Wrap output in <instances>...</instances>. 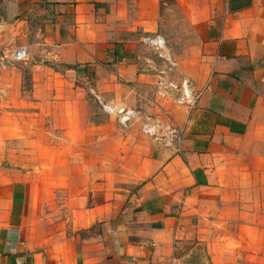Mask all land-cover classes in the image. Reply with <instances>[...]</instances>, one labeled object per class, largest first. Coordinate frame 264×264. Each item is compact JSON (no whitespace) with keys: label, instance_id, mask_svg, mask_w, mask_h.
I'll return each instance as SVG.
<instances>
[{"label":"crops","instance_id":"obj_1","mask_svg":"<svg viewBox=\"0 0 264 264\" xmlns=\"http://www.w3.org/2000/svg\"><path fill=\"white\" fill-rule=\"evenodd\" d=\"M157 33L200 93L191 108L156 95L160 62L142 39ZM53 68L180 124L179 150L143 135L119 187L110 166H53ZM2 143L0 264H264V0H0ZM22 155L44 166L23 169ZM56 214L64 228L49 230ZM195 239L203 258L186 250Z\"/></svg>","mask_w":264,"mask_h":264},{"label":"rangeland","instance_id":"obj_2","mask_svg":"<svg viewBox=\"0 0 264 264\" xmlns=\"http://www.w3.org/2000/svg\"><path fill=\"white\" fill-rule=\"evenodd\" d=\"M162 34L165 35L166 33ZM27 75L29 77L26 78L24 86L30 89L32 88V82L30 75ZM57 75L56 69L53 68L50 82V87L53 91L51 96V149L52 152L55 153V160H53L52 165L58 168L65 167L67 163H72L75 168L91 166L94 163H96V166L99 168H107L110 166V178L114 177L113 170L115 168L116 186L119 187V181H121L120 179L122 178L125 169L128 166H131L132 161L127 156L130 146L132 148L134 144L141 141V138H144L140 126L141 117L138 118V120L133 121L130 125H124L120 122L117 115L106 112L100 105L97 97L92 95L93 87L91 86L90 80L83 81V79H80L77 75L66 77L62 80ZM38 87H40L41 90L43 89L42 85ZM76 89L82 92L83 102H76L75 99L79 97L71 95ZM59 91H63L62 96H60ZM37 97V99L33 100L39 102L43 98L42 93ZM36 109L40 110L39 108ZM10 119H12V117L8 120ZM39 119L40 115L37 114V123H39ZM76 121L80 123L78 128H75ZM47 125L48 122L46 120V126ZM65 131H67L68 141L63 139L66 135ZM97 137L105 140L103 144L99 145V148L98 145L93 143V140ZM108 137L110 138L109 142L111 143L107 142ZM73 141L77 142L75 143ZM0 147L5 153L10 154V149L12 148L10 143H2L0 144ZM42 149L43 147H41V153L43 152ZM66 152L72 154L79 153L80 159L77 161H66L64 159ZM10 155L8 156L9 158L5 157L2 160V166H12L13 161L11 160ZM15 162L23 169L44 166L43 160H28L25 158V155H22L20 159ZM15 177L18 178V175ZM19 177L25 180H33L36 178L37 183L45 184V177L28 175H25V177L20 175ZM106 183L107 179L105 184ZM53 218L55 219L54 223L52 225L48 223L47 225L49 230L56 231L64 228V226H61L60 224L58 214L54 215ZM189 242L191 244L192 242L194 243L192 248H186L187 251L191 252L190 258L194 259L198 252L203 258L204 246L202 241L195 239L194 241Z\"/></svg>","mask_w":264,"mask_h":264},{"label":"built area","instance_id":"obj_3","mask_svg":"<svg viewBox=\"0 0 264 264\" xmlns=\"http://www.w3.org/2000/svg\"><path fill=\"white\" fill-rule=\"evenodd\" d=\"M143 42L153 49L159 59L157 68L155 92L160 99H173L179 106L193 107L197 104L200 93L197 92L191 81L187 78L178 79L175 75L176 62L172 56L166 38L160 34H147ZM28 48L20 46L15 52V59L26 60ZM153 62V61H151ZM94 92V90H92ZM102 108L111 114L117 115L124 125L131 124L141 117V130L144 135L159 142L167 148L179 150L184 138V128L170 119L158 115L142 114L140 111L126 107L115 100H104L97 96ZM142 114V116H141Z\"/></svg>","mask_w":264,"mask_h":264}]
</instances>
